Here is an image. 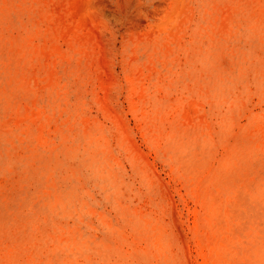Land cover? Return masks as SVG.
<instances>
[{
	"label": "rangeland",
	"instance_id": "rangeland-1",
	"mask_svg": "<svg viewBox=\"0 0 264 264\" xmlns=\"http://www.w3.org/2000/svg\"><path fill=\"white\" fill-rule=\"evenodd\" d=\"M0 264H264V0H0Z\"/></svg>",
	"mask_w": 264,
	"mask_h": 264
},
{
	"label": "bare ground",
	"instance_id": "bare-ground-1",
	"mask_svg": "<svg viewBox=\"0 0 264 264\" xmlns=\"http://www.w3.org/2000/svg\"><path fill=\"white\" fill-rule=\"evenodd\" d=\"M206 170H207V169H206ZM199 179H200V178H199ZM194 192H195V191H194ZM191 197H192V196H191ZM193 212H194V211H193ZM193 214H194V213H193ZM194 226H195V225H194ZM200 230H201V229H200ZM204 234H205V233H204ZM199 243H200V242H199ZM198 245H199V244H198ZM200 245H201V244H200ZM200 245H199V246H200ZM199 248H200V247H199ZM199 255H200V254H199ZM142 261H143V260H142ZM206 263H207V262H206Z\"/></svg>",
	"mask_w": 264,
	"mask_h": 264
}]
</instances>
